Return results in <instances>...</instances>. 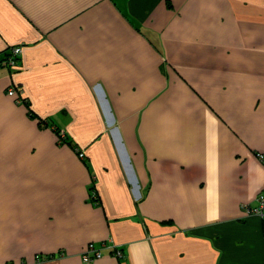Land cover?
Segmentation results:
<instances>
[{
    "label": "crops",
    "instance_id": "0c3cea01",
    "mask_svg": "<svg viewBox=\"0 0 264 264\" xmlns=\"http://www.w3.org/2000/svg\"><path fill=\"white\" fill-rule=\"evenodd\" d=\"M17 46L0 264H264V0H0Z\"/></svg>",
    "mask_w": 264,
    "mask_h": 264
},
{
    "label": "built area",
    "instance_id": "2783aa9c",
    "mask_svg": "<svg viewBox=\"0 0 264 264\" xmlns=\"http://www.w3.org/2000/svg\"><path fill=\"white\" fill-rule=\"evenodd\" d=\"M21 52H22L21 46H17V47L12 48L11 56L9 57V59L7 61L9 66H15L16 65L17 59H18L19 55L21 54ZM8 93L10 95L14 96L15 98H17L18 102H22L23 98L20 96L19 90H17L15 87L9 88ZM78 154L81 158H83L85 155L84 152L81 150L78 151ZM257 156L264 163V153L258 152ZM91 197H92V199L95 200L96 203L98 202L99 197H98L95 189L92 190ZM244 209H245V212L247 213L248 216L255 215V216H259L262 219H264V191L258 195L256 206L246 205L244 207ZM103 245L106 246L105 243H103ZM110 248L112 250V253L115 256H117L118 258L123 257V251L117 245L113 244L110 246ZM54 257H55V255L36 254L35 255V262L40 263L42 261H47V260L52 259ZM101 257H102V249L95 246L94 243H90L82 255V261L86 264H90L94 260L101 258ZM21 264H28V263L22 262Z\"/></svg>",
    "mask_w": 264,
    "mask_h": 264
},
{
    "label": "trees",
    "instance_id": "16d2710c",
    "mask_svg": "<svg viewBox=\"0 0 264 264\" xmlns=\"http://www.w3.org/2000/svg\"><path fill=\"white\" fill-rule=\"evenodd\" d=\"M11 50H12V49H11ZM11 50H10V52L6 53L5 57H4L2 60H0V66H1L3 63L8 64L7 61H8V59H9V57L11 56ZM22 103H23L28 109H30V105H29V103H28V101H27L26 99H23V100H22ZM29 112H30L31 116L34 117V114H33V112L31 111V109H30ZM40 123L42 124L43 122H40ZM55 131H56V130H55ZM56 133H57V135H58V137H59V143H64V142H65V143H68V145H70L71 147L76 148V147L73 146L72 142L66 138L64 132H61V130H57ZM263 221H264V219H263Z\"/></svg>",
    "mask_w": 264,
    "mask_h": 264
}]
</instances>
